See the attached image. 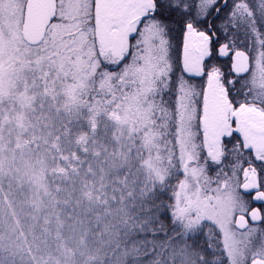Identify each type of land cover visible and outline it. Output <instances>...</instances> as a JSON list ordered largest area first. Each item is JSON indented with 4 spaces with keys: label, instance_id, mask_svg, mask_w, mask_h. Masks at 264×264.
Segmentation results:
<instances>
[{
    "label": "snow or ice",
    "instance_id": "6c2138e0",
    "mask_svg": "<svg viewBox=\"0 0 264 264\" xmlns=\"http://www.w3.org/2000/svg\"><path fill=\"white\" fill-rule=\"evenodd\" d=\"M0 264H264V0H0Z\"/></svg>",
    "mask_w": 264,
    "mask_h": 264
}]
</instances>
